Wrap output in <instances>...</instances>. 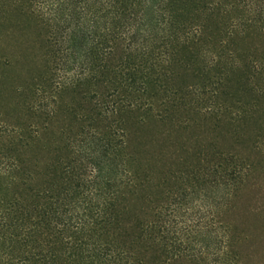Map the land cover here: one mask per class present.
Listing matches in <instances>:
<instances>
[{
  "label": "trees",
  "instance_id": "16d2710c",
  "mask_svg": "<svg viewBox=\"0 0 264 264\" xmlns=\"http://www.w3.org/2000/svg\"><path fill=\"white\" fill-rule=\"evenodd\" d=\"M263 190L264 0H0V264H252Z\"/></svg>",
  "mask_w": 264,
  "mask_h": 264
},
{
  "label": "rangeland",
  "instance_id": "374dc122",
  "mask_svg": "<svg viewBox=\"0 0 264 264\" xmlns=\"http://www.w3.org/2000/svg\"><path fill=\"white\" fill-rule=\"evenodd\" d=\"M263 196L264 190L260 194L246 197L245 202L241 198L238 200L237 196L233 209L227 216V219L235 225L237 233L239 230L247 229L252 234L249 249L251 252L256 250V257H252L254 259L252 264H264V217L254 212L255 208L264 207ZM245 207H249L250 212L245 213Z\"/></svg>",
  "mask_w": 264,
  "mask_h": 264
}]
</instances>
